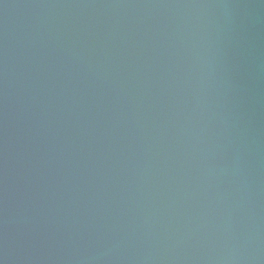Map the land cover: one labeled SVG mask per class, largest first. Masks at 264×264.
I'll return each instance as SVG.
<instances>
[{
  "label": "water",
  "instance_id": "water-1",
  "mask_svg": "<svg viewBox=\"0 0 264 264\" xmlns=\"http://www.w3.org/2000/svg\"><path fill=\"white\" fill-rule=\"evenodd\" d=\"M0 264H264V0H0Z\"/></svg>",
  "mask_w": 264,
  "mask_h": 264
}]
</instances>
